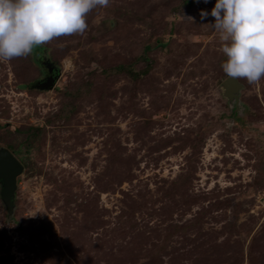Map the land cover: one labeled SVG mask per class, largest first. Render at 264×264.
I'll return each instance as SVG.
<instances>
[{"label": "rangeland", "instance_id": "obj_1", "mask_svg": "<svg viewBox=\"0 0 264 264\" xmlns=\"http://www.w3.org/2000/svg\"><path fill=\"white\" fill-rule=\"evenodd\" d=\"M216 2L110 0L0 62V264H264V79L230 109Z\"/></svg>", "mask_w": 264, "mask_h": 264}, {"label": "clouds", "instance_id": "obj_2", "mask_svg": "<svg viewBox=\"0 0 264 264\" xmlns=\"http://www.w3.org/2000/svg\"><path fill=\"white\" fill-rule=\"evenodd\" d=\"M109 4L110 0H0V62L27 58L35 47L60 37L83 35L88 14ZM200 15L203 19L209 13ZM210 15L227 58L223 72L258 84L264 79V0H217Z\"/></svg>", "mask_w": 264, "mask_h": 264}, {"label": "water", "instance_id": "obj_3", "mask_svg": "<svg viewBox=\"0 0 264 264\" xmlns=\"http://www.w3.org/2000/svg\"><path fill=\"white\" fill-rule=\"evenodd\" d=\"M49 73H52L53 63L45 62ZM57 75H50L38 87L42 90L51 91L56 83ZM223 97L227 100L230 109L234 112L239 110L241 104L240 95L243 86L234 78L227 77L221 83ZM23 173L22 164L6 148L0 147V197L7 208L8 215H12L15 208V193L17 190V179Z\"/></svg>", "mask_w": 264, "mask_h": 264}, {"label": "flooded vegetation", "instance_id": "obj_4", "mask_svg": "<svg viewBox=\"0 0 264 264\" xmlns=\"http://www.w3.org/2000/svg\"><path fill=\"white\" fill-rule=\"evenodd\" d=\"M46 67V66H45ZM52 69H53V71H52V73H47L44 77H42V78H40L39 80H38V82H41V83H43V81H45V80H47V78L50 76V75H53V76H55L57 73V69L54 67V66H52ZM12 153V152H11ZM13 155H14V153H12ZM15 156V155H14ZM16 158V157H15Z\"/></svg>", "mask_w": 264, "mask_h": 264}, {"label": "trees", "instance_id": "obj_5", "mask_svg": "<svg viewBox=\"0 0 264 264\" xmlns=\"http://www.w3.org/2000/svg\"><path fill=\"white\" fill-rule=\"evenodd\" d=\"M120 71H124L125 70V67H120L119 68ZM148 72V71H147ZM145 74V73H144Z\"/></svg>", "mask_w": 264, "mask_h": 264}]
</instances>
